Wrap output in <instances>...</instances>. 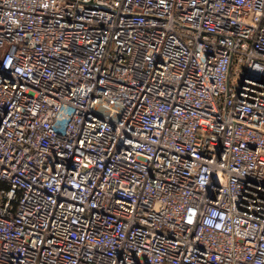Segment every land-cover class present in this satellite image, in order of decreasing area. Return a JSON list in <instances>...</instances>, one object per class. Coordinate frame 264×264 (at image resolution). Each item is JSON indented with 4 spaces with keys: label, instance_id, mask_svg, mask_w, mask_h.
Listing matches in <instances>:
<instances>
[{
    "label": "built area",
    "instance_id": "built-area-1",
    "mask_svg": "<svg viewBox=\"0 0 264 264\" xmlns=\"http://www.w3.org/2000/svg\"><path fill=\"white\" fill-rule=\"evenodd\" d=\"M0 264H264V0H0Z\"/></svg>",
    "mask_w": 264,
    "mask_h": 264
}]
</instances>
